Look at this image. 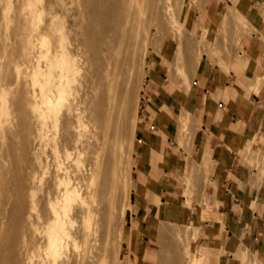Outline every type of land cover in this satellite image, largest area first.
I'll return each instance as SVG.
<instances>
[{
	"label": "bare ground",
	"instance_id": "6f19581e",
	"mask_svg": "<svg viewBox=\"0 0 264 264\" xmlns=\"http://www.w3.org/2000/svg\"><path fill=\"white\" fill-rule=\"evenodd\" d=\"M74 1L0 3L10 29L0 35V264H119L118 247L126 221L130 224L126 210L134 206L129 198L135 169L130 157L137 141L133 104L149 77L150 27L162 37L170 33L168 46L160 48L165 55L174 51L182 89L191 87L187 70L178 64L183 0H84L72 11ZM226 1L221 22L235 6ZM240 10L234 12L240 15ZM240 38H232L233 44ZM187 45L195 48L190 41ZM197 47L190 57L193 74L203 59ZM253 57L259 61L257 54ZM261 82L255 75L248 87L258 93ZM191 118L179 114L187 133ZM183 248L188 255L189 248Z\"/></svg>",
	"mask_w": 264,
	"mask_h": 264
},
{
	"label": "rangeland",
	"instance_id": "374dc122",
	"mask_svg": "<svg viewBox=\"0 0 264 264\" xmlns=\"http://www.w3.org/2000/svg\"><path fill=\"white\" fill-rule=\"evenodd\" d=\"M2 1L4 2V0H0V3H3ZM241 1H230V3L233 4L232 6H238H234L230 10L228 19H225L226 22L225 20H222L221 22L220 19L222 10L224 6H226L225 4L228 3L226 0L182 1V6L178 14L179 17L177 16L178 21L181 23L179 35L187 34L188 39L186 35L176 37L177 39L180 38L179 41L181 40L182 43L180 44L182 45L180 46L182 51H180L181 53L178 64L180 65V63H182V68L187 70L190 78L191 87L187 92L182 89L180 79L181 76L178 72L179 70H176V66L174 64V51L170 50L168 51L169 53L165 55L161 50V48L168 46L171 38L170 33H168L169 36L164 35V37H162L154 26L150 27V42L152 41L153 45L151 42L150 57L145 61L149 68V77H146L143 84L138 87L137 95L139 99L137 98V102L134 101L133 104L134 106L136 105L137 125L135 127V140L137 141L135 149L131 151L130 157L135 169L133 168L130 171L131 190L129 198L134 206L132 209L126 210L125 217L126 220L129 219L128 221L130 224H128L126 221L124 229L125 233L121 239L120 246L118 247L119 250L117 252V257L123 261L119 262V264H125L126 261L127 264H137V262H133V255L134 253H138V249H143L144 246L153 249L156 253H159V264H188L187 256H189L191 259V264H217L214 258H211L213 257L211 253L214 250L216 252H214L215 254L213 253L214 256L217 254L220 256L221 254L227 255L232 253L234 260L238 264H264V244L261 245L260 249H254L252 245L243 247L240 239V236L246 230L254 231L255 226L252 224L253 221L245 225L246 229L242 228L241 222H238L235 226L231 227L232 233H234V236L231 240V244L233 246H230V248L227 250H223L221 248V251L219 252L218 249L211 248L210 252V247L208 249L207 246H197L198 244H201L198 242V238L203 229L202 224L205 221H222L220 207L225 204L222 200L220 185L226 183V178H229L235 187H239L241 189L247 187L250 189H258L260 186H264V159H262V156H264V123H260L258 126V131L257 127H252L246 136L243 137L242 140H239V142H237L235 145H232L235 140L234 135L231 132L226 133L225 141L223 142L224 144L220 143L222 138L219 137L218 147L221 149L220 155H226L229 157V160L227 159V162H224L225 168L228 170L229 165L236 161L235 156H240V161H243L242 163L248 168V172L245 174L243 179H239L230 174H227V176L223 175L222 171L220 170V162H218L217 159L219 158V155H214L215 157L208 155L204 151V147L201 145V143H203L205 140V135L201 130L202 123L200 122L198 115V100L195 96V83L198 81V77L203 68L206 66L209 68L212 67L224 73H228L230 70H232L238 74L241 67H246L250 70L254 69L255 66L251 64L258 62V60L253 57L255 54H258L260 57L259 65H264V15H260L262 13L260 10L262 9V11H264V0H248L251 2L253 1L252 3L244 0L242 2ZM82 2H84V0H76L72 2L69 7L72 11H74V9L80 10L82 8ZM3 4H0V26L3 24V26L0 27V31L3 27L4 28L0 32V35L1 33L9 34L10 31V29L4 25L5 19H3V15H1V5ZM245 4L247 7L245 6V9H243ZM236 8L239 10L242 9L239 11V13H241L240 15H237L238 9ZM234 10L237 12H234ZM232 12L234 15L231 14ZM230 15H232V17L236 15V18L239 16L237 20H239V18L240 20L243 19L241 22L239 20V24L243 23L245 26L243 27V25H238V22H236L237 20L231 18ZM230 18L234 21H232ZM217 31H220L219 33L221 34H219ZM238 34L244 39L242 41L240 37H237V39L240 38L242 42L240 43V40H238V43L236 42L233 44L234 41L237 40L236 36H239ZM191 36L193 37L191 38ZM152 37L157 39L158 44L156 39L154 40ZM193 38L195 42H193ZM232 38L235 40L232 41ZM188 41L192 42V45L194 43L193 46H195V48L198 46L197 49L200 48L201 54L203 53L201 55V58L203 59L200 60L198 69L194 74L190 70V57L192 53L191 51L195 48H191V46L189 47L187 45ZM197 43L200 44V47L199 44L197 45ZM155 44H157V46ZM172 46H175L174 42H172ZM226 50H229V57L226 56L228 54H225L227 52ZM241 54H244L245 56ZM219 56L224 59L220 58ZM2 60H4V58L0 54V61ZM258 73L264 74V69L260 67ZM262 81H264V77H262ZM143 88L145 91L144 95L141 96L140 90ZM247 89L248 92L251 91L249 88ZM223 95L226 97H235L236 93L233 90L225 88ZM245 99L246 94L238 96V101H244ZM181 112H187L190 115V118H194L190 119L191 123L193 122L192 124L187 122V126L189 124L190 130L194 127H198L193 129L194 131L191 130L192 133H190V130L187 133L188 127H183L181 126V123H179V114ZM262 112H264V107H262ZM184 128H186L184 133H187V136L183 134L182 129ZM181 133L183 136L180 135ZM158 134L160 135V138H157ZM188 134H193V137L191 136L190 138ZM247 141L252 143L248 144ZM256 145L259 148L254 152L253 150L256 148ZM249 153L252 154L250 155ZM204 157L205 159H203ZM158 161H160V164L165 161L169 165V172H167V174L164 173L162 165H160L159 168L156 166V162ZM151 165L157 168L156 173L154 172V168L151 169L152 173H155L154 175L151 173L153 176H150V173H148ZM194 167L197 169H194ZM193 173H196V175L194 174L195 178H192L194 177V175H192ZM165 176H167L166 179H168L171 184L170 186L167 185L168 192L165 195H161V192L159 191L161 188L160 183L162 180H164L163 178H165ZM213 183L216 184L213 185ZM184 188L186 193L183 192ZM187 190H189V192ZM157 194L165 197L166 200L173 202L174 208H182V214L184 213L182 221L179 219H173L172 216H166L164 213H162L160 217H158L156 214H153L154 208L157 210V205L159 204V196ZM202 194L205 197L202 196ZM185 199L192 202H186ZM246 202L248 204V208L243 211V217L248 218V216H250L253 211H257L260 216L258 223L264 221V203L261 202L259 197H255V199L251 201H249L248 198ZM187 203L190 205H186ZM148 208H150V215L145 216V213L141 210H147ZM166 209L170 210L171 208L166 207ZM134 214H136V216L139 214V216H141L147 224L145 225V223H143V225H141L140 229L142 230V234L134 233L136 230L135 223L131 218V216H134ZM178 229L180 233H185L184 238H181L178 236V234H176ZM184 230L186 232H184ZM175 237L178 238L175 239ZM226 238L227 237L225 236V240ZM178 242L179 245L177 246ZM235 245L238 247H234ZM183 246L189 248V250H187L188 255L184 252L185 248H183ZM203 250H207L205 251L206 254ZM208 251L209 255L207 254Z\"/></svg>",
	"mask_w": 264,
	"mask_h": 264
},
{
	"label": "crops",
	"instance_id": "0c3cea01",
	"mask_svg": "<svg viewBox=\"0 0 264 264\" xmlns=\"http://www.w3.org/2000/svg\"><path fill=\"white\" fill-rule=\"evenodd\" d=\"M258 59L259 61L257 63H250L255 66L254 69H252L253 71L243 67L238 74L232 70L228 73H224L220 70H216V68H209L206 66L201 71L198 81L195 83V96L198 100V115L199 120L202 123L201 130L205 135V140L201 145L204 147V151L208 155H219V158L217 159L218 162H220V170L225 176L230 174L239 179H243L248 172V168L242 163L243 161H240V156L238 155L235 156L236 161L229 165L228 170L225 168L224 162H227L229 157L226 155H220L221 149L218 147L219 137L222 138L220 143L224 144L223 142L225 141L226 133L231 132L234 135L235 140L232 145H235L239 140H242V138L246 136L252 127H257L258 131L260 123H264V112H262V107H264V104H262L264 103V81H262L258 93H255L254 91L248 92L247 89L252 83L255 75L264 77V74L258 73L260 67L264 69V65H259V55ZM225 88L235 91L236 96H224L223 91ZM242 94H246V99L244 101H238V96ZM203 159H205V157ZM160 165L163 166L164 173L167 174V172H169V165L165 161L161 164L160 161L156 162L158 168ZM152 168H154L155 173L157 172V168L151 165L150 170H148L150 176L155 174L152 173ZM166 177L167 176H165V178H163L164 180L160 183L161 188L159 191L161 192V195H165L168 192L167 185L170 186L171 184ZM220 188L222 200L225 204L220 207L222 221H205L202 224L203 229L198 238V242L201 244H198L197 246L216 248L219 252L221 248L227 250L230 246H233L231 240L234 233H232L231 227L235 226L238 222H241L242 228L244 227L246 229L245 225L253 221L252 224L255 226L254 231L246 230L240 236V239L243 247L252 245L254 249H260L261 245L264 244V223H262L264 221L258 223L260 216L257 211H253L248 218L243 217V211L248 208L246 202L248 198L249 201H251L255 199V197H259L261 202L264 203V186H260L258 189H250L248 187L241 189L235 187L233 182L229 178H226V183L221 184ZM157 195L161 198V201L157 205V210L153 207V214L160 217L161 214L164 213L166 216H172L173 219H179L182 221V208H174L173 202L166 200L165 197H162L159 194ZM166 207L171 209L167 210ZM141 211L145 213V216L150 215V208ZM131 218L135 223L136 230L134 233L142 234V230L140 229L141 225H143V223L147 225L144 219H142L139 214L138 216L134 214ZM225 236L227 237L226 240ZM234 247L238 246L235 245ZM158 254L159 253H156L153 249L144 246L143 249H138V253H134V257L132 256L134 258L133 262H137V264L158 263ZM211 258H214V260L217 261V264H238L234 260L232 253L227 255L221 254L220 256L217 254Z\"/></svg>",
	"mask_w": 264,
	"mask_h": 264
}]
</instances>
